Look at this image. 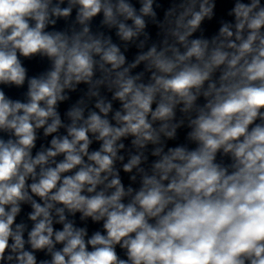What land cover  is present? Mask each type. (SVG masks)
<instances>
[{
    "label": "clouds",
    "instance_id": "obj_1",
    "mask_svg": "<svg viewBox=\"0 0 264 264\" xmlns=\"http://www.w3.org/2000/svg\"><path fill=\"white\" fill-rule=\"evenodd\" d=\"M0 264H264V0H0Z\"/></svg>",
    "mask_w": 264,
    "mask_h": 264
}]
</instances>
